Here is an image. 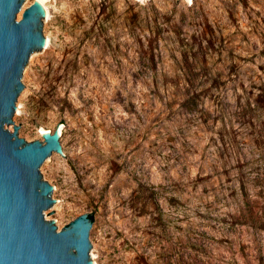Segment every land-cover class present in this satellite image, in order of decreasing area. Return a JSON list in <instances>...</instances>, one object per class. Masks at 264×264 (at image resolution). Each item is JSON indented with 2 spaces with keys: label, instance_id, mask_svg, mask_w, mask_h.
<instances>
[{
  "label": "rangeland",
  "instance_id": "obj_1",
  "mask_svg": "<svg viewBox=\"0 0 264 264\" xmlns=\"http://www.w3.org/2000/svg\"><path fill=\"white\" fill-rule=\"evenodd\" d=\"M39 1L7 131L61 126L46 221L93 219L94 264H264V0Z\"/></svg>",
  "mask_w": 264,
  "mask_h": 264
},
{
  "label": "water",
  "instance_id": "obj_2",
  "mask_svg": "<svg viewBox=\"0 0 264 264\" xmlns=\"http://www.w3.org/2000/svg\"><path fill=\"white\" fill-rule=\"evenodd\" d=\"M25 2L0 0V264H94L93 219L81 217L61 231L46 221L59 203L44 169L65 154V143L53 134L24 143L22 131H7L17 125L26 76L48 50L41 35L48 15L33 2L19 20Z\"/></svg>",
  "mask_w": 264,
  "mask_h": 264
},
{
  "label": "bare ground",
  "instance_id": "obj_3",
  "mask_svg": "<svg viewBox=\"0 0 264 264\" xmlns=\"http://www.w3.org/2000/svg\"><path fill=\"white\" fill-rule=\"evenodd\" d=\"M34 2L38 5L39 9L44 12V6L42 5V3L39 0H35ZM40 133L42 134L41 136H43L44 138H47L51 136V134H53V137L58 139L61 135V126H58L54 132H51L48 129L40 128Z\"/></svg>",
  "mask_w": 264,
  "mask_h": 264
},
{
  "label": "trees",
  "instance_id": "obj_4",
  "mask_svg": "<svg viewBox=\"0 0 264 264\" xmlns=\"http://www.w3.org/2000/svg\"><path fill=\"white\" fill-rule=\"evenodd\" d=\"M236 194V193H235ZM231 196H234V194H230ZM236 195H238V194H236Z\"/></svg>",
  "mask_w": 264,
  "mask_h": 264
}]
</instances>
